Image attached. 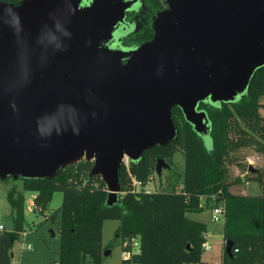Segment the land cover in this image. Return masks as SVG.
Listing matches in <instances>:
<instances>
[{
	"label": "water",
	"instance_id": "water-1",
	"mask_svg": "<svg viewBox=\"0 0 264 264\" xmlns=\"http://www.w3.org/2000/svg\"><path fill=\"white\" fill-rule=\"evenodd\" d=\"M163 5L151 40L124 47L119 31L135 30L126 19L141 0H0L1 181L51 180L84 160L112 206L124 158L177 138L173 108L209 135L200 105L240 100L264 66V0ZM169 168L158 159L155 175Z\"/></svg>",
	"mask_w": 264,
	"mask_h": 264
},
{
	"label": "trees",
	"instance_id": "trees-1",
	"mask_svg": "<svg viewBox=\"0 0 264 264\" xmlns=\"http://www.w3.org/2000/svg\"><path fill=\"white\" fill-rule=\"evenodd\" d=\"M1 1L17 4L22 0ZM141 3L137 12L127 15V22L135 30L121 40L124 47L151 40L152 18L164 9L163 0ZM199 110L205 111L211 124V150L205 148L180 109L173 108L177 138L166 147L145 151L139 162H129L128 170L121 166L120 194L112 206L106 205L108 191L100 177L90 176L92 162L82 160L68 166L51 180H17L24 188L35 191L34 208L40 212L53 193L62 195L59 209L46 218L57 224L60 238L54 264H101L104 253L113 247L102 244L103 223L110 220L119 222L114 240L120 245L126 240H138V253L121 264H203L208 229L187 214H197L208 207L211 210L220 204L224 206L222 239L232 243L231 258L223 252L221 264H264V66L254 72L240 100L217 107L202 103ZM247 147H253L262 157V168L250 172L245 181H257L260 195L229 192L226 159L231 152ZM176 152L184 157L178 191L174 186L166 192L135 191L133 180L145 187L155 174L156 161L164 159L171 165ZM8 202L14 216V231H0V264H11V249L22 231V193L12 189Z\"/></svg>",
	"mask_w": 264,
	"mask_h": 264
},
{
	"label": "rangeland",
	"instance_id": "rangeland-1",
	"mask_svg": "<svg viewBox=\"0 0 264 264\" xmlns=\"http://www.w3.org/2000/svg\"><path fill=\"white\" fill-rule=\"evenodd\" d=\"M129 33L130 31L127 29L119 31L121 38ZM251 134L255 139H260L256 133ZM201 138L205 148L210 151L212 145L210 136L207 135ZM169 166L168 170H162L160 177L155 174L152 175V180L148 183L151 192H166L171 190L172 186L177 191L179 190L181 186L180 175L184 170L183 154L176 152L172 158V164ZM226 166L228 169V182L231 185L229 188L230 193L243 195L245 191L246 195L261 194V187L257 181L244 185L250 175L248 167L259 170L263 166L261 155L253 147L231 152L226 159ZM14 188L23 195V219L21 220L22 231L11 249V264H54L60 251V238L57 224L46 221V218L61 206V193H53L50 202L40 212L34 208L35 191L24 188L21 181L0 180V226L4 228V233L14 231V216L8 202V192ZM195 218L204 223L208 229L206 242L210 244L211 250L203 253L202 261L205 262L203 264H221L224 252L223 223L211 220L209 207L204 208ZM189 219H191V216H189ZM118 225L119 222L114 220L103 223L102 244L103 246L112 244L113 247L109 250L110 254L103 257L101 264H121L122 262L121 245L119 241L114 240V233Z\"/></svg>",
	"mask_w": 264,
	"mask_h": 264
},
{
	"label": "built area",
	"instance_id": "built-area-1",
	"mask_svg": "<svg viewBox=\"0 0 264 264\" xmlns=\"http://www.w3.org/2000/svg\"><path fill=\"white\" fill-rule=\"evenodd\" d=\"M122 165L125 166V168L128 170L129 166V160L127 158H124ZM147 184L145 187H141L139 182H136L133 180V186L135 187V191H143L145 193H150V189L148 188ZM214 199L213 197H211ZM223 217H224V206L223 204H220L219 206L211 209V220L214 222H222L223 223ZM4 228L0 226V231H3ZM129 247V250L123 251V256H122V261H127L130 259V257L134 254L138 253V240L136 239H131V240H126L121 243V249L122 248H127ZM203 250L204 252L210 251V245H208L207 242L203 244ZM132 264V263H131Z\"/></svg>",
	"mask_w": 264,
	"mask_h": 264
},
{
	"label": "crops",
	"instance_id": "crops-1",
	"mask_svg": "<svg viewBox=\"0 0 264 264\" xmlns=\"http://www.w3.org/2000/svg\"><path fill=\"white\" fill-rule=\"evenodd\" d=\"M248 184V182H246V183H244V185L246 186ZM243 195H246V192L244 191V194ZM198 214V213H197ZM197 214H187V217L189 218V216H191V220H193V221H196V222H200L199 220H197V218H195V216H197ZM102 239H103V234H102ZM102 242H103V240H102ZM208 243V242H207ZM208 245H210L209 243H208ZM210 250H211V247H210ZM209 252V251H208ZM203 263H205V262H203Z\"/></svg>",
	"mask_w": 264,
	"mask_h": 264
}]
</instances>
